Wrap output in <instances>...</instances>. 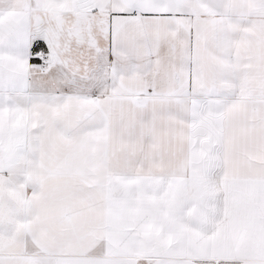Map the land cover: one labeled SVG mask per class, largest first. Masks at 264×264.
I'll use <instances>...</instances> for the list:
<instances>
[{"label": "snow or ice", "instance_id": "1", "mask_svg": "<svg viewBox=\"0 0 264 264\" xmlns=\"http://www.w3.org/2000/svg\"><path fill=\"white\" fill-rule=\"evenodd\" d=\"M0 264H264V0H0Z\"/></svg>", "mask_w": 264, "mask_h": 264}]
</instances>
